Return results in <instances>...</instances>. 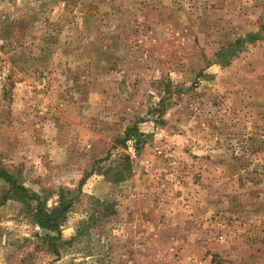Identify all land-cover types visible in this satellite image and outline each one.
Instances as JSON below:
<instances>
[{
	"label": "rangeland",
	"instance_id": "1",
	"mask_svg": "<svg viewBox=\"0 0 264 264\" xmlns=\"http://www.w3.org/2000/svg\"><path fill=\"white\" fill-rule=\"evenodd\" d=\"M0 264H264V0H0Z\"/></svg>",
	"mask_w": 264,
	"mask_h": 264
},
{
	"label": "trees",
	"instance_id": "2",
	"mask_svg": "<svg viewBox=\"0 0 264 264\" xmlns=\"http://www.w3.org/2000/svg\"><path fill=\"white\" fill-rule=\"evenodd\" d=\"M5 178H7V177H5ZM12 186H14L13 182H12ZM20 189L24 190V188H22V187H20ZM65 207H66V205L64 206L63 201H61V199H59L58 205L56 207H53V208L50 209L51 212L44 213L43 211L38 209L34 213V216L36 218V221L39 223V225L41 227L56 226L57 221H58L57 219H58V217H62L61 214L63 213V210H65L64 209ZM56 211L58 212V214H56Z\"/></svg>",
	"mask_w": 264,
	"mask_h": 264
},
{
	"label": "built area",
	"instance_id": "3",
	"mask_svg": "<svg viewBox=\"0 0 264 264\" xmlns=\"http://www.w3.org/2000/svg\"><path fill=\"white\" fill-rule=\"evenodd\" d=\"M159 152V151H158Z\"/></svg>",
	"mask_w": 264,
	"mask_h": 264
}]
</instances>
